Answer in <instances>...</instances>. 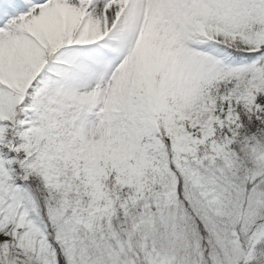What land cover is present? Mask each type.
<instances>
[{
  "label": "snow or ice",
  "instance_id": "obj_1",
  "mask_svg": "<svg viewBox=\"0 0 264 264\" xmlns=\"http://www.w3.org/2000/svg\"><path fill=\"white\" fill-rule=\"evenodd\" d=\"M0 264H264V0H0Z\"/></svg>",
  "mask_w": 264,
  "mask_h": 264
}]
</instances>
